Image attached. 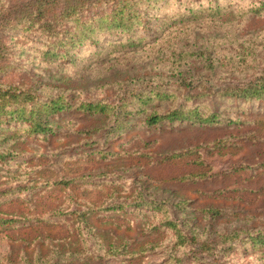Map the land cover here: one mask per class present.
I'll list each match as a JSON object with an SVG mask.
<instances>
[{"label":"rangeland","instance_id":"rangeland-1","mask_svg":"<svg viewBox=\"0 0 264 264\" xmlns=\"http://www.w3.org/2000/svg\"><path fill=\"white\" fill-rule=\"evenodd\" d=\"M29 1L0 0V15L15 8V16L16 7ZM149 13L150 28L123 33L98 27L93 38L54 61L38 37H18L33 32L14 17L16 27L5 33L9 54L2 83L36 85L42 96L62 92L75 106L52 116L59 130L48 139L22 137L9 145L19 156L7 167L0 164V264H167L164 251L173 233L151 226L161 214L146 207L105 210L133 201L137 189L147 198L188 201L175 215L200 249L178 264H264V99L239 103L208 95L264 69L263 0H156ZM154 38L204 50L214 66L195 51L158 57ZM180 69L211 75V82L176 84ZM157 73L171 92L155 107L160 113L179 105H202L205 114L223 107V120L237 122L147 126L136 117L123 130L110 128L112 116L77 108L91 100L116 103V87L102 86L107 82ZM2 126L10 129L6 135L25 127ZM185 173L191 176L177 179ZM77 177L85 180H68ZM208 208L221 212L203 210Z\"/></svg>","mask_w":264,"mask_h":264},{"label":"trees","instance_id":"trees-1","mask_svg":"<svg viewBox=\"0 0 264 264\" xmlns=\"http://www.w3.org/2000/svg\"><path fill=\"white\" fill-rule=\"evenodd\" d=\"M154 1L156 0H31L26 4L17 6L15 16L12 12L15 8L6 9L0 15V126L10 128L13 123L25 125L21 130H15L8 135L5 132L10 129L7 131L0 130V164L7 167L11 161L16 160L19 156L17 150L9 148L11 143L22 137L30 138L34 136L48 139L59 130L52 124V116L66 107L75 106L70 105L71 103L65 100L66 97L62 92L42 96L38 94L36 85L18 86L13 83L7 85L2 83L4 77L2 73L8 67L7 55L9 54V44L6 43L5 33H7V29L16 27L12 24L14 17H17V26L21 24H24V26L29 25L27 30L33 32V34L27 35L19 34L18 37L25 39L38 37L45 45H48L49 49L45 53L47 56H51L48 60L54 61L56 57L69 56L70 49L73 46L84 44L85 41L93 38L98 33L96 31L98 27L121 30L123 33H134L140 28H150L148 24L151 18L149 9L154 7ZM144 4L145 7H143ZM164 19L162 18L161 21ZM156 38L153 39L151 48L158 57L160 55H172L175 58L185 53L187 56L190 52L195 51L200 52L202 57L205 58V65H209L211 68L214 66V62H211L212 56L204 50L196 51L190 47H179V45L174 44L172 39L166 41L165 46ZM84 39L87 40L84 41ZM133 41L131 47L136 44V39ZM56 47H59L60 50L52 53V50ZM127 48L129 47L127 46ZM208 62L211 63L208 64ZM177 68L179 69L181 66ZM211 77V75H205L200 71L180 69L174 82L179 85L190 86L197 79L210 83ZM165 80L166 77L161 73L133 75L129 79H115L102 86L111 85L112 88L116 87L117 91L114 98L116 103L105 104L101 100H91L82 102L77 108L91 115L112 116L115 124H112L110 128H122L123 130L131 127V118L136 117H140L141 122L147 126H156L169 120L171 122L189 121L190 125L201 126L213 125L215 122L229 124L237 122L230 118L223 120L226 116V108L223 110V107L218 109L214 107L216 110L205 114L200 108L202 105L193 107L179 105L172 110L169 109L166 113H160L155 107L161 106L158 103L169 99L167 96L171 93L165 90V85H167L164 84ZM208 95L213 100H217L215 98L217 97L218 99L239 103L250 99L255 100V98L264 99V69L258 76L248 81L231 83L215 91L210 90ZM128 104L132 107L127 106ZM125 109L129 113H126ZM116 122L121 123V125L117 127ZM183 154L176 156L181 157ZM260 166L264 167V163H261ZM189 176H191V173L188 175L185 173L177 179L186 180ZM77 178L68 180L69 182H83L85 180L83 177ZM136 193L138 194L132 198L133 201L126 199L123 202H116L106 207L105 210L116 211L125 208L128 210L131 207L134 208L130 209L132 213L134 210L137 211V209L144 207L155 210L156 214L159 213L162 216L158 221L152 222V228L159 231L169 230L173 233L172 245H169L167 250L164 251L167 264H178L183 262L185 258L188 259L195 255L192 252L200 249L199 245L194 247L197 244V238L182 230L186 222L175 215L176 212L179 213V211L185 210L188 201H176L162 195L161 198L152 196L147 198L142 189H137L134 194ZM203 210L214 211V214L215 212H221L220 209L215 208ZM82 214L86 215L83 219L87 221L88 213L83 212ZM184 248L187 249L186 252L182 251ZM128 254H136V252L128 251ZM25 264H31V262L27 260Z\"/></svg>","mask_w":264,"mask_h":264}]
</instances>
